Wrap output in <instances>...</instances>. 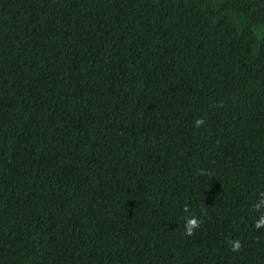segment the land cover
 <instances>
[{"label": "trees", "instance_id": "trees-1", "mask_svg": "<svg viewBox=\"0 0 264 264\" xmlns=\"http://www.w3.org/2000/svg\"><path fill=\"white\" fill-rule=\"evenodd\" d=\"M262 193L264 0H0V264H264Z\"/></svg>", "mask_w": 264, "mask_h": 264}, {"label": "clouds", "instance_id": "clouds-1", "mask_svg": "<svg viewBox=\"0 0 264 264\" xmlns=\"http://www.w3.org/2000/svg\"><path fill=\"white\" fill-rule=\"evenodd\" d=\"M205 121L204 119H196L194 121V124L197 128L201 127L202 125H204ZM261 199L255 204V210L261 211V215L260 218L255 222L254 227L256 229H260L262 226H264V210H261L260 205L264 204V193L261 194ZM184 211L186 213H189V209L187 207L184 208ZM201 224V220L196 217L195 215H192L191 213H189L188 218L185 221L184 224V228H185V235L191 237L193 235H195V230L198 229L200 227ZM230 245H231V251L233 252H239L242 245L240 243L239 240H235V241H229Z\"/></svg>", "mask_w": 264, "mask_h": 264}]
</instances>
